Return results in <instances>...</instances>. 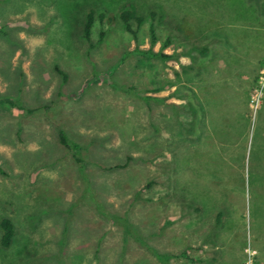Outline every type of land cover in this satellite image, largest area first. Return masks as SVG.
<instances>
[{
  "label": "rangeland",
  "instance_id": "obj_1",
  "mask_svg": "<svg viewBox=\"0 0 264 264\" xmlns=\"http://www.w3.org/2000/svg\"><path fill=\"white\" fill-rule=\"evenodd\" d=\"M229 1L0 0V220L16 230L9 248L0 230V264H264V0L247 18ZM126 3L144 17L132 21L137 41L119 18ZM185 12L203 27L196 44L176 30ZM152 24L154 50L172 37L164 52L178 61L134 53L150 49ZM226 54L252 79L248 158L202 164L201 69L185 65L213 59L206 75H224ZM60 129L82 146L83 165ZM223 167L230 178L212 173Z\"/></svg>",
  "mask_w": 264,
  "mask_h": 264
},
{
  "label": "crops",
  "instance_id": "obj_2",
  "mask_svg": "<svg viewBox=\"0 0 264 264\" xmlns=\"http://www.w3.org/2000/svg\"><path fill=\"white\" fill-rule=\"evenodd\" d=\"M191 14V12H185V17ZM223 32L225 35L228 34L225 33L227 30H223ZM228 56L229 54L223 55L226 67L217 68L218 70L229 71L224 75L221 73L219 75H206L205 69L212 68L211 65L214 64L212 62H215L213 59L203 58L204 60L200 59V61L198 60L199 57L189 55L192 63L185 65L186 73L195 70V73L199 74V69H201V77L196 76L195 82V97L199 103L198 106V103L195 102L198 111H196L195 134L197 136L200 133L196 147L202 149L200 160L197 158L198 162L202 164H243L248 158L247 150L251 136L248 95L252 79L244 77V73H239L235 67L231 68L236 60L233 61V56L230 58ZM243 56L241 55L240 59H243ZM191 57L196 59L194 63ZM201 108L204 109V115H202ZM257 122H259L260 129L263 126L262 138H264V106L258 115ZM263 149L264 141H262V152L259 158L262 157ZM205 150L208 151L207 155L203 154ZM220 171L213 169L212 173L223 174L224 176L221 178L231 177L230 171L226 167ZM216 177L220 178V175ZM216 177L214 176V178Z\"/></svg>",
  "mask_w": 264,
  "mask_h": 264
},
{
  "label": "trees",
  "instance_id": "obj_3",
  "mask_svg": "<svg viewBox=\"0 0 264 264\" xmlns=\"http://www.w3.org/2000/svg\"><path fill=\"white\" fill-rule=\"evenodd\" d=\"M239 4L242 7H240ZM229 5H233V10L235 12L237 11L238 16L240 17L243 16L247 18L250 15L252 16L253 15L252 13L258 12L257 10L261 4H260V0L256 2L250 1V0H230ZM262 9H264V6H262ZM191 13L192 14L190 16L187 15L186 17H183L177 21L176 30L179 33L183 32L187 36L188 39H192L196 44V41L198 40L200 35H202L203 33V27H200V25L197 24V20H198L197 14L193 12ZM151 15H152V18H155V17L157 18L161 15V13L153 11ZM101 18L102 19L107 18L109 22H113L115 20L114 16L108 18V16L102 15ZM119 18L123 22L127 32H129L133 36V38L137 41L138 40V30L134 29L132 21L133 20L137 21L138 25L140 26L144 21V17L137 14L136 6L133 3H126L125 6L120 11ZM95 20H96V17H95L94 10H89L87 12L86 22L83 28V37L88 42L92 40ZM184 24L186 25V27H184ZM197 27L201 28L200 32L199 31L197 32L198 30ZM222 28L223 30H227V32L225 33H228L226 34V36L229 39L234 38L235 33L228 32V29L226 27L222 26ZM150 34H151L150 35L151 37L150 49L143 50L140 47H137L134 51L135 54L143 58L158 59L160 61H168V60L178 61L179 60L178 56L170 55L164 52L165 49L169 48L172 45V41H173L172 37H168L165 40V42L162 44L161 50L156 52L154 48L160 42V40L156 34V28L153 24L151 25V28H150ZM105 37H106V33L102 31L100 33L98 43L100 44L101 42H103ZM237 37H238L239 42H243V40H245L246 42V39H248L247 34L243 36L240 34H237ZM201 51H202L201 52L202 54L207 55L206 49H201ZM191 58L194 63L196 59L194 57H191ZM10 103L12 102L10 101ZM13 106L17 110H23L21 107L17 106V104L15 103L13 104ZM58 138H59L60 145L72 155L76 163L83 165L85 163V160H84V156L82 152L83 150L82 146L78 144L77 142L71 140L65 130H62V129L59 130ZM0 230H1V246L3 248H9L12 245L15 234H16L15 225L12 219L8 217L1 219L0 220Z\"/></svg>",
  "mask_w": 264,
  "mask_h": 264
}]
</instances>
